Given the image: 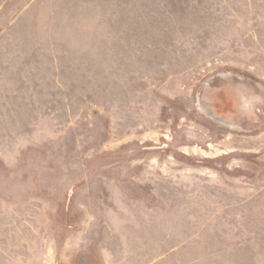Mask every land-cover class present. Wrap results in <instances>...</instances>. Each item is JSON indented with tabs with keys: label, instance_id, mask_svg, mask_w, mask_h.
Wrapping results in <instances>:
<instances>
[{
	"label": "rangeland",
	"instance_id": "1",
	"mask_svg": "<svg viewBox=\"0 0 264 264\" xmlns=\"http://www.w3.org/2000/svg\"><path fill=\"white\" fill-rule=\"evenodd\" d=\"M0 264H264V0H0Z\"/></svg>",
	"mask_w": 264,
	"mask_h": 264
}]
</instances>
